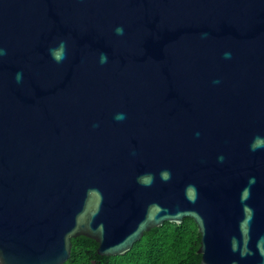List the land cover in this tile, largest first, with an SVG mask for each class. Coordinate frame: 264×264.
Instances as JSON below:
<instances>
[{"label": "water", "instance_id": "95a60500", "mask_svg": "<svg viewBox=\"0 0 264 264\" xmlns=\"http://www.w3.org/2000/svg\"><path fill=\"white\" fill-rule=\"evenodd\" d=\"M0 48V264L186 217L201 264H264V0H0Z\"/></svg>", "mask_w": 264, "mask_h": 264}, {"label": "trees", "instance_id": "16d2710c", "mask_svg": "<svg viewBox=\"0 0 264 264\" xmlns=\"http://www.w3.org/2000/svg\"><path fill=\"white\" fill-rule=\"evenodd\" d=\"M72 251L63 264H201V234L195 220L165 221L146 231L124 255H101L99 243L81 235L72 238Z\"/></svg>", "mask_w": 264, "mask_h": 264}, {"label": "clouds", "instance_id": "9594fccd", "mask_svg": "<svg viewBox=\"0 0 264 264\" xmlns=\"http://www.w3.org/2000/svg\"><path fill=\"white\" fill-rule=\"evenodd\" d=\"M116 33L119 35H122L124 32V29L122 26H118L115 29ZM6 53V50L3 48H0V56L4 55ZM49 53L52 56V58L57 62L60 63L62 62L65 58H66V54H67V44L66 41L61 40L59 42V44L56 47L50 48L49 49ZM226 57H230L231 53L226 52L225 53ZM108 60L107 54L106 53H101L100 55V63H106ZM16 79L17 82L22 81L23 79V74L18 72L16 74ZM124 118V114H118L117 119H123ZM251 149L253 151L257 150L260 147H264V140H262L261 138H255L251 144ZM222 159V158H221ZM164 178H168V173H163L162 174Z\"/></svg>", "mask_w": 264, "mask_h": 264}]
</instances>
